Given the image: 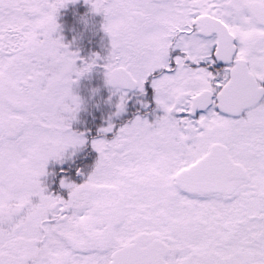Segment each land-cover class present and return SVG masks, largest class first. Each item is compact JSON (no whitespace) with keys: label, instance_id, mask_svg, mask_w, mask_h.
<instances>
[{"label":"snow or ice","instance_id":"obj_1","mask_svg":"<svg viewBox=\"0 0 264 264\" xmlns=\"http://www.w3.org/2000/svg\"><path fill=\"white\" fill-rule=\"evenodd\" d=\"M69 2L0 0V264H264V0H85L117 114L129 90L162 114L100 129L81 184L72 85L96 60L55 35Z\"/></svg>","mask_w":264,"mask_h":264},{"label":"flooded vegetation","instance_id":"obj_2","mask_svg":"<svg viewBox=\"0 0 264 264\" xmlns=\"http://www.w3.org/2000/svg\"><path fill=\"white\" fill-rule=\"evenodd\" d=\"M105 45L106 48L103 50L104 58L101 64V82L99 84L102 87L103 92L101 106L97 108V100L95 101L91 98L87 103V117L80 123L75 122L71 124L72 130L78 133H83L87 141L86 144L77 152V156L79 157L78 165L82 170V174H69L71 182L76 184L86 182L87 177L94 170L95 163L99 158V154L92 147V141L100 138L106 140L114 138L113 133L103 134L100 132V129L107 127L108 124L111 123L114 126L115 132L118 131L120 127L126 125L129 121L134 120L137 116L146 119L149 122H154L156 118L162 114L160 111L156 110L154 103H150L149 100L137 96L134 90H129L127 93L128 100L125 106V111L117 114L119 93H116L115 90L107 84L104 68L106 58L109 56L111 51V43L108 40V37ZM145 105L149 106L146 107ZM59 167L60 166L54 161H50L46 167L47 175L41 179L50 194L66 199L68 195L67 190L61 188L59 181L54 179Z\"/></svg>","mask_w":264,"mask_h":264},{"label":"rangeland","instance_id":"obj_3","mask_svg":"<svg viewBox=\"0 0 264 264\" xmlns=\"http://www.w3.org/2000/svg\"><path fill=\"white\" fill-rule=\"evenodd\" d=\"M69 5L74 6V10H71L72 25L68 30L70 34L60 33L58 30L55 35L62 39V43L68 46L70 52L76 53L78 57L77 67H81L86 62H91L93 59L96 60V64L91 71L82 75L72 85V93L80 99V108L76 113L75 119L71 122L72 124L75 122L80 123L87 117V103L91 98L95 101L97 100V108L101 106L103 92L99 84L101 82L100 76L102 75L100 71L104 58L103 50L106 48L105 42L107 38L105 39V35L110 43L111 38L104 31L105 19L103 14L94 12L91 4L86 3L85 0L69 2L65 7L58 10L57 17L62 11L69 8ZM57 17L56 19H58ZM57 24L59 25V21ZM89 46L91 48H88ZM81 84L84 85L83 89H80Z\"/></svg>","mask_w":264,"mask_h":264}]
</instances>
